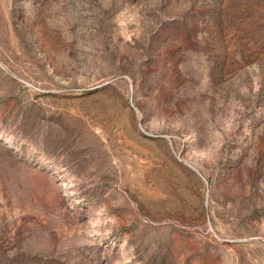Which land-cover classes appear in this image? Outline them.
I'll return each instance as SVG.
<instances>
[{"label":"rangeland","instance_id":"rangeland-1","mask_svg":"<svg viewBox=\"0 0 264 264\" xmlns=\"http://www.w3.org/2000/svg\"><path fill=\"white\" fill-rule=\"evenodd\" d=\"M0 264H264V0H0Z\"/></svg>","mask_w":264,"mask_h":264}]
</instances>
